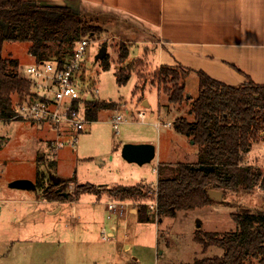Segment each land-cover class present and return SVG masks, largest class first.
I'll return each instance as SVG.
<instances>
[{
  "label": "rangeland",
  "instance_id": "obj_1",
  "mask_svg": "<svg viewBox=\"0 0 264 264\" xmlns=\"http://www.w3.org/2000/svg\"><path fill=\"white\" fill-rule=\"evenodd\" d=\"M37 1L69 6L68 2L76 0ZM91 4L93 3L79 1L70 6L82 20L96 26L95 34L87 37L89 44L76 76L81 89L90 88L91 91L95 86L98 89L96 98L103 102L111 101L114 105L100 108L96 118L85 122L81 130H76L70 125L52 126L48 122L12 116L0 118V203L13 195L14 189L9 186L13 179L28 178L38 182L41 187H37L36 192L41 197L42 189H45L51 180L53 181L52 176H55L66 179L59 187L69 193L72 199L82 193H85V199L92 198L93 195L87 193L95 194L93 192L76 194V191L78 184L93 183L94 188L99 190L95 195H102L106 200L110 198L118 204H123L120 205L119 213L123 216L111 214L106 217L104 207L97 201L85 209L83 205L76 203L80 207L77 212L78 223L72 228L70 236L63 240L47 233L54 217L43 212L42 203L35 213L32 211L35 215L32 222L36 225L35 219L39 221V227H36L39 231L21 226L17 231L13 225L10 226L9 221L5 222L3 219L5 211L8 219L13 218L12 206H2L0 264H180L191 262L198 257L220 255L223 249L218 246L208 245L203 249L195 238L196 231L216 232L221 235L235 230L237 226L231 213L242 212L245 208L264 210V189L259 184L250 191L245 190L243 186L234 190L224 189L220 200L213 198L204 206L178 210L173 215L162 214L145 222L138 223L135 220L134 216L142 203L149 207L150 212L155 209L151 206L154 187L150 181L156 183V167H161L162 176H169L173 175L171 167L181 162L191 163L197 160L200 146L188 140L185 134L176 131L172 126L177 117L191 118L189 109L192 102L184 100L181 104L170 103L165 93L158 88L155 73L159 66L155 67L156 61L152 56L156 49V40L152 37L155 35V29L148 27L142 20H135L134 17L126 18L123 14L119 17V13L110 5ZM149 25L154 26L150 22ZM146 40H150L148 44H145ZM122 43L128 46L129 55L120 61L118 50ZM29 44V41L11 40H6L3 44L2 56L18 60L17 72L21 76L26 66L35 60L28 52ZM102 45L107 47L105 54L110 62L107 69L102 67L100 58L95 59V54ZM146 45L148 46L144 52ZM120 68L124 71L127 69L131 74L123 84H118L115 78V72ZM185 82L186 94L195 97L196 73L190 72ZM31 89L38 88L32 86ZM21 95L11 93L12 110ZM143 100H147L148 105H144ZM139 110L145 112L143 119L137 116ZM120 112L124 114V121L116 132L110 117ZM151 112H154V116ZM154 122L159 125L156 126ZM167 122L171 125H166ZM151 137L157 142L158 148L150 162L140 167L121 156V144L124 142ZM74 138L76 142H72ZM58 143L61 145L58 146ZM263 144L262 136L253 138L250 150L243 158V164L263 171ZM68 178H71V181ZM136 182L141 196L135 200H119L108 192L109 188L120 183L131 185ZM47 206L52 208L50 204ZM68 211L67 208L66 214ZM18 213L21 217V210L18 209ZM124 214H127L126 223H120L123 218L125 220ZM41 219L45 220L44 224L40 222ZM103 221L106 230L112 222H115V225L119 222L115 229L116 235L112 234L109 239H117L119 248L116 243L102 238ZM122 232L123 238H127V233L137 242L128 251L123 247L125 240H118ZM246 264L260 263L257 257H249Z\"/></svg>",
  "mask_w": 264,
  "mask_h": 264
},
{
  "label": "trees",
  "instance_id": "obj_2",
  "mask_svg": "<svg viewBox=\"0 0 264 264\" xmlns=\"http://www.w3.org/2000/svg\"><path fill=\"white\" fill-rule=\"evenodd\" d=\"M95 29V25L82 20L77 11L67 5L37 0H0V118L12 116L11 93L25 94L30 88V81L17 72L18 60L2 56L6 40L29 41L28 52L36 61L54 59L60 66L71 55L76 41L92 37ZM118 51L120 61L129 55V48L123 43ZM100 63L104 69L109 68L107 54L100 58ZM191 71L182 65L164 64L159 66L155 75L158 88L165 93L168 102H192L189 109L192 118L177 117L172 126L200 146L197 160L178 163L175 168L171 167L174 172L169 176H162L161 167L157 168V180L153 186L156 207L150 212L149 207L142 203L137 209L140 222L204 206L213 199L208 194L209 189L234 190L243 186L250 191L258 184L264 189V170L243 164L252 139L256 136L264 138V83H256L247 77L241 84L232 85L199 69L195 70L197 94L191 97L185 92V80ZM130 76L127 69L120 68L115 72L118 84L126 83ZM86 103V117L90 120L96 118L103 106L114 105L111 101L98 99L87 100ZM59 179L58 183L51 180L42 189L41 197L48 200L71 198L62 188L57 189L66 181ZM35 184L36 188L41 187L38 182ZM77 186L76 194L99 193L89 182ZM139 189L136 183L116 185L108 192L119 200H135L141 196ZM231 217L237 226L235 230L221 235L201 230L195 233L203 249L208 245L218 246L223 249L220 255L198 257L180 264H246L249 257H257L258 262L264 264V210L245 208L242 212L231 213Z\"/></svg>",
  "mask_w": 264,
  "mask_h": 264
},
{
  "label": "crops",
  "instance_id": "obj_3",
  "mask_svg": "<svg viewBox=\"0 0 264 264\" xmlns=\"http://www.w3.org/2000/svg\"><path fill=\"white\" fill-rule=\"evenodd\" d=\"M79 1L92 2L91 5L100 3L110 5L120 14H117L119 17L122 14L126 18L134 17L135 20H142L148 27L155 29V35L152 36L156 40L154 42L156 49L152 53L153 60L156 61L155 67L162 64L182 65L192 69V73L201 69L211 77L232 85L241 84L247 77L256 83H264V0H76L67 4L71 6ZM149 22L154 26H150ZM149 41L146 40L145 44ZM147 46H144V52ZM185 92L187 93L186 87ZM94 98L101 101L96 96ZM144 101L148 105V101ZM151 115L154 116V112H151ZM186 138L191 140L190 137ZM133 142L153 143L156 155L157 142L152 137L139 138ZM118 149L120 151V147ZM150 182L154 186L155 181ZM12 189L14 192L11 198L3 199L0 203V213L2 206H12L13 218L8 219L5 211L3 219L5 222L9 221L10 226L13 225L16 230L21 226L28 230L39 231L36 228L39 227V221L35 219L36 225H34L32 219L33 213L41 203L43 212L54 217L47 233L57 239L68 238L72 228L77 225V212L80 207L76 203L83 205L85 209L97 201L104 207L107 217L106 199L102 195L87 193L93 197L85 199L83 197L85 193H82L74 199L48 200L40 197L36 189ZM49 204L52 208L47 206ZM67 208L69 215L65 212ZM18 209L22 212L21 217ZM131 213L133 215V212ZM113 214L119 215V213ZM124 215L125 220L123 218L120 223L124 221L126 223L127 214ZM134 217L139 223L137 213ZM40 222L44 224L45 220L41 219ZM60 223L62 225H59ZM101 225V232L103 229L105 231L113 229L112 234H115V222L108 226V230L103 226L104 221ZM58 226L59 230H57ZM123 237L122 232L118 240H125L123 247L127 248V251L136 245L137 242L133 241L132 236L126 233L127 238ZM108 241L116 243L119 248L117 239Z\"/></svg>",
  "mask_w": 264,
  "mask_h": 264
},
{
  "label": "built area",
  "instance_id": "obj_4",
  "mask_svg": "<svg viewBox=\"0 0 264 264\" xmlns=\"http://www.w3.org/2000/svg\"><path fill=\"white\" fill-rule=\"evenodd\" d=\"M88 44L87 37L76 41L71 55L60 66L54 59L34 60L32 64L26 66L23 76L30 81V88L14 104L12 117L48 122L52 126L70 125L76 130H81L84 123L89 120L86 117L88 108L86 102L95 99L94 96L98 93V89L95 87L91 91L90 88L81 89L76 76ZM32 86L38 89L32 90ZM137 116L143 119L144 111L139 110ZM110 121L118 132L120 124L124 121V114L117 113L112 116ZM167 124L170 123L167 122ZM158 125L157 122L156 126ZM72 142H76V138ZM57 145L60 146L61 143ZM153 192L156 193L155 188H153ZM105 205L108 217L113 213H121L120 205L123 204H118L116 200L109 198L105 201ZM151 206L156 207L155 199L152 200ZM112 232L113 229L112 231L103 229L102 238L109 240Z\"/></svg>",
  "mask_w": 264,
  "mask_h": 264
},
{
  "label": "water",
  "instance_id": "obj_5",
  "mask_svg": "<svg viewBox=\"0 0 264 264\" xmlns=\"http://www.w3.org/2000/svg\"><path fill=\"white\" fill-rule=\"evenodd\" d=\"M106 52V45H102L95 54V59L102 58ZM146 105V101L143 102ZM193 142V140H191ZM121 156L128 162H134L142 165L150 162L155 156V145L151 142H124L121 146ZM53 182L58 183L59 177L52 176ZM11 188L17 189H36V184L28 178H16L9 182ZM59 190L60 187L58 186ZM67 197V193H63ZM208 194L211 198L220 200L222 191L218 189H209Z\"/></svg>",
  "mask_w": 264,
  "mask_h": 264
}]
</instances>
